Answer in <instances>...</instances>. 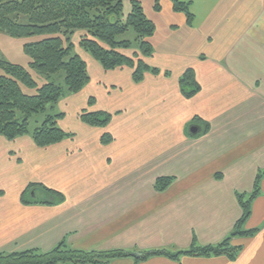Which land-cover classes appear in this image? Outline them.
I'll use <instances>...</instances> for the list:
<instances>
[{"label":"crops","instance_id":"0c3cea01","mask_svg":"<svg viewBox=\"0 0 264 264\" xmlns=\"http://www.w3.org/2000/svg\"><path fill=\"white\" fill-rule=\"evenodd\" d=\"M139 1L156 25L147 63L159 74L135 83L132 70L120 68L108 87L102 66L75 50L87 63L86 87L101 95L88 103L93 98L94 111L112 115L106 128L80 120L72 138L47 148L30 136H0V174L11 179L9 190L0 189V254L48 252L61 243L137 257L215 247L233 234L243 214L239 197L248 200L262 174L243 226L256 234L231 239L235 260L157 256L109 264H264V0H177L190 5L192 25L170 0H161V12L154 0ZM188 70L200 86L190 98L180 86ZM193 125L203 132L193 136ZM104 133L110 144L101 143ZM161 178H173L162 192ZM32 184L63 201L24 204Z\"/></svg>","mask_w":264,"mask_h":264},{"label":"trees","instance_id":"16d2710c","mask_svg":"<svg viewBox=\"0 0 264 264\" xmlns=\"http://www.w3.org/2000/svg\"><path fill=\"white\" fill-rule=\"evenodd\" d=\"M170 1L173 10L185 14L188 25H192L194 16L190 5ZM153 8L155 12H161V0H154ZM129 31L135 34V39L121 40ZM0 33L26 41L23 53L29 59L25 67L11 63L3 56L0 58V136L9 141L30 136L37 147L47 148L73 137L60 126L64 114L49 113L63 98L64 88L48 80L63 74L65 87L73 94L88 85L91 79L87 63L76 53V47L88 53L105 71L130 68L135 83H141L146 73L159 74L158 69L147 63L154 53L150 39L156 33V25L148 18L139 0H0ZM74 38H78V43ZM133 49L131 56L125 53ZM35 75L45 79L43 85H39ZM180 86L187 98L200 90L192 70L185 73ZM88 104L94 105L93 98ZM39 115H44L45 119L31 132V120ZM79 118L89 126L106 128L112 115L83 111ZM112 140L109 133H104L101 143L107 145ZM261 178L262 174L257 177L255 191L248 200L239 197L242 217L231 237L215 247H194L176 254L153 251L137 257L123 250H74L61 243L48 252L0 254V264H109L116 259L136 257V260L144 261L157 256L175 261L182 256H227L235 260L238 250L230 245L231 239L256 234V231H243V226L260 193ZM172 182L173 178H161L156 182V189L165 191ZM31 191L37 192L40 201L29 198ZM63 199L61 193L39 184L30 185L22 194L24 204H59Z\"/></svg>","mask_w":264,"mask_h":264},{"label":"rangeland","instance_id":"374dc122","mask_svg":"<svg viewBox=\"0 0 264 264\" xmlns=\"http://www.w3.org/2000/svg\"><path fill=\"white\" fill-rule=\"evenodd\" d=\"M121 40H134L135 34L132 31H129L127 34L120 38ZM74 41L78 43V38H74ZM26 43L24 40H15L12 39L2 33H0V58L3 56L9 62L20 64L25 67L28 66L29 59L23 53V46ZM137 46L135 45V50ZM134 49L131 51L125 52L128 56H131L134 52ZM80 50V49H78ZM77 53V52H76ZM99 64V63H98ZM91 72L94 73L91 65L89 64ZM102 68V67H101ZM107 73L103 77V83L108 87H112L111 83L114 78H116L117 74L112 71H106ZM36 80L39 85H43L45 82L44 78H40L35 75ZM48 81L54 82L58 85H61L64 88V96L61 101L50 109L49 113L52 115L64 114V119L60 121V126L67 132H77L83 123L80 121L78 115H80L83 111L91 112L93 110V105H88V99L90 96H93L92 93H96V91L91 90L90 87H86L79 93L73 94L68 92L64 84V75H58L51 77ZM110 85V86H109ZM97 94V93H96ZM99 100H101L100 93L97 94ZM45 116L39 115L35 116L31 120L30 131L33 132L39 125L44 121ZM2 165V163H1ZM0 165V166H1ZM11 187V179L9 177L4 176L2 173L0 174V189L9 190Z\"/></svg>","mask_w":264,"mask_h":264},{"label":"water","instance_id":"95a60500","mask_svg":"<svg viewBox=\"0 0 264 264\" xmlns=\"http://www.w3.org/2000/svg\"><path fill=\"white\" fill-rule=\"evenodd\" d=\"M189 132L193 136H197L198 134H200L203 131L201 130V128L199 126L193 125V126L190 127ZM28 196L34 202L40 201V198L37 196V192L36 191H31Z\"/></svg>","mask_w":264,"mask_h":264}]
</instances>
